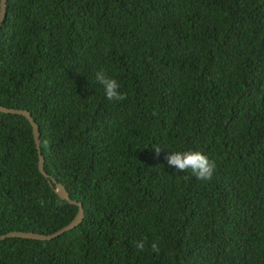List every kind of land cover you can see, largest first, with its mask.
I'll return each mask as SVG.
<instances>
[{
  "label": "trees",
  "instance_id": "16d2710c",
  "mask_svg": "<svg viewBox=\"0 0 264 264\" xmlns=\"http://www.w3.org/2000/svg\"><path fill=\"white\" fill-rule=\"evenodd\" d=\"M0 105L83 207L1 240L0 264H264V0H6ZM186 150L210 180L167 164ZM36 162L0 112V234L73 217Z\"/></svg>",
  "mask_w": 264,
  "mask_h": 264
},
{
  "label": "water",
  "instance_id": "95a60500",
  "mask_svg": "<svg viewBox=\"0 0 264 264\" xmlns=\"http://www.w3.org/2000/svg\"><path fill=\"white\" fill-rule=\"evenodd\" d=\"M5 10H6V0H0V24L5 14ZM0 112L21 115L27 120L30 126V129H31V135H32V139H33L34 146L36 149L37 170L46 179V183L50 187H52L54 193L60 199L65 200L68 204L76 206V211L73 217L65 225L61 226L60 228L50 233L43 234V233H38V232H33V231L11 230V231H7L5 233L0 234V241L4 240L5 238H9V237H20V238L36 239V240H49L52 237L58 234H61L62 232L72 229L78 222H80L83 216V207H82L81 202L71 199L69 197L68 192L66 191L64 185L61 182L57 181V179H55L53 176L45 172L43 156L40 150L39 132H38L37 124L35 123L32 116L26 109L6 107L3 105H0Z\"/></svg>",
  "mask_w": 264,
  "mask_h": 264
},
{
  "label": "clouds",
  "instance_id": "9594fccd",
  "mask_svg": "<svg viewBox=\"0 0 264 264\" xmlns=\"http://www.w3.org/2000/svg\"><path fill=\"white\" fill-rule=\"evenodd\" d=\"M95 78L103 87L105 98L109 102H120L126 99V95L119 91V83L114 78L107 76L103 70L97 71ZM154 150L159 153L160 147H155ZM165 159L167 164L174 167L177 171L190 172L192 177L201 181L210 180L216 168L215 162L200 151H171L170 154L165 156ZM184 178L188 179L189 177L185 176ZM135 247L143 250L145 241L142 239L135 242ZM151 249L157 253L160 251L156 242L151 244Z\"/></svg>",
  "mask_w": 264,
  "mask_h": 264
}]
</instances>
